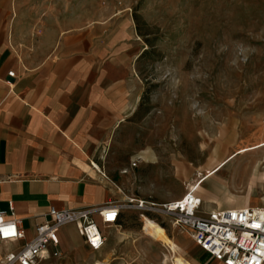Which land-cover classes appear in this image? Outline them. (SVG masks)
<instances>
[{
    "label": "rangeland",
    "instance_id": "1",
    "mask_svg": "<svg viewBox=\"0 0 264 264\" xmlns=\"http://www.w3.org/2000/svg\"><path fill=\"white\" fill-rule=\"evenodd\" d=\"M57 2L74 25L129 22L136 41L137 111L107 135L97 160L121 187L122 222L132 228L103 224L105 250L79 247L40 264H195L184 248L196 244L190 235L135 206L179 199L202 181L205 210L264 208V0Z\"/></svg>",
    "mask_w": 264,
    "mask_h": 264
},
{
    "label": "crops",
    "instance_id": "2",
    "mask_svg": "<svg viewBox=\"0 0 264 264\" xmlns=\"http://www.w3.org/2000/svg\"><path fill=\"white\" fill-rule=\"evenodd\" d=\"M107 18L74 25L59 14L57 0H0V210L13 204L26 239L51 207L123 200L97 160L107 135L137 111V48L129 22L115 27ZM122 217L116 226L131 230ZM72 227L73 238L60 229L63 253L106 249L108 240L92 250ZM18 246L0 242V258ZM184 248L195 264H224L197 243Z\"/></svg>",
    "mask_w": 264,
    "mask_h": 264
},
{
    "label": "built area",
    "instance_id": "3",
    "mask_svg": "<svg viewBox=\"0 0 264 264\" xmlns=\"http://www.w3.org/2000/svg\"><path fill=\"white\" fill-rule=\"evenodd\" d=\"M132 165L136 166L137 162ZM93 166L105 175L97 163ZM198 185L199 182L189 187L179 199L165 203L139 200L135 207L147 215L156 212L170 217L175 227L188 232L204 252L224 264H264V208L244 205L205 210ZM128 206L110 202L80 209L51 207L45 220L35 225L32 237L26 239L21 220L15 217L10 203L8 210H0V242H19V246L4 254L0 264H40L46 259L61 257L59 232L69 224L76 226L89 248L101 250L108 238L95 215H100L102 224L117 223L121 210Z\"/></svg>",
    "mask_w": 264,
    "mask_h": 264
},
{
    "label": "bare ground",
    "instance_id": "4",
    "mask_svg": "<svg viewBox=\"0 0 264 264\" xmlns=\"http://www.w3.org/2000/svg\"><path fill=\"white\" fill-rule=\"evenodd\" d=\"M263 145H264V144H263ZM237 155H238V154H237ZM203 180H204V179H203ZM201 182H202V181H201ZM201 182H199V185H200ZM199 185H198V187H199ZM194 186H195V185H191V184L189 185V187H194ZM198 187H197V189H198ZM249 206H251V205H249Z\"/></svg>",
    "mask_w": 264,
    "mask_h": 264
},
{
    "label": "trees",
    "instance_id": "5",
    "mask_svg": "<svg viewBox=\"0 0 264 264\" xmlns=\"http://www.w3.org/2000/svg\"><path fill=\"white\" fill-rule=\"evenodd\" d=\"M149 214H151V213H149ZM120 216H121V214H120ZM120 216H119V217H120ZM118 220H119V219H118Z\"/></svg>",
    "mask_w": 264,
    "mask_h": 264
}]
</instances>
